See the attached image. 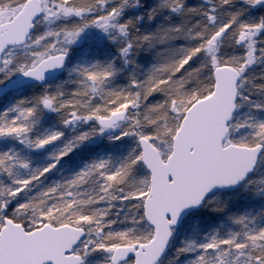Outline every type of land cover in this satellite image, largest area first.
<instances>
[{"label": "snow or ice", "instance_id": "snow-or-ice-1", "mask_svg": "<svg viewBox=\"0 0 264 264\" xmlns=\"http://www.w3.org/2000/svg\"><path fill=\"white\" fill-rule=\"evenodd\" d=\"M0 264H264V0H0Z\"/></svg>", "mask_w": 264, "mask_h": 264}]
</instances>
